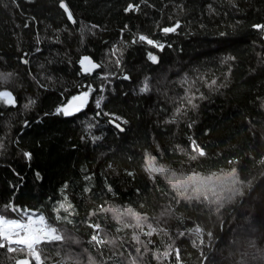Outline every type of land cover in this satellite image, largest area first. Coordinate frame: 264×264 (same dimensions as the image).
I'll use <instances>...</instances> for the list:
<instances>
[{
	"label": "trees",
	"instance_id": "trees-1",
	"mask_svg": "<svg viewBox=\"0 0 264 264\" xmlns=\"http://www.w3.org/2000/svg\"><path fill=\"white\" fill-rule=\"evenodd\" d=\"M65 2L76 23L59 0H0V72L13 74L0 90L16 99L15 106L0 101V214H16L5 210L12 203L67 231V242L39 246L44 264H177L176 248L181 264H202L201 253L208 257L203 264H264V32L253 28L264 24V0H135L140 10L129 13L123 9L133 0ZM177 22L176 32L163 33ZM139 35L164 44L163 50L133 44ZM149 52L159 63L148 60ZM83 55L101 67L84 74ZM146 78L149 91L140 93ZM88 85L95 91L82 110L56 114ZM185 95H195L198 107ZM29 100L35 104L25 109ZM113 116L127 121L123 132L109 123ZM190 137L204 157L192 151ZM146 154L166 172L223 182L173 187L147 170ZM64 196L72 208L59 215L71 224L57 220ZM109 204L149 219L142 229L125 228L100 211ZM89 223H99L101 238L115 243H89ZM149 224L156 228L151 237L142 234ZM134 234L152 241L147 252ZM169 245L170 257L157 260L153 253ZM11 255L20 254L0 249V264H14Z\"/></svg>",
	"mask_w": 264,
	"mask_h": 264
},
{
	"label": "snow or ice",
	"instance_id": "snow-or-ice-1",
	"mask_svg": "<svg viewBox=\"0 0 264 264\" xmlns=\"http://www.w3.org/2000/svg\"><path fill=\"white\" fill-rule=\"evenodd\" d=\"M143 2V0H142ZM59 7L63 9V11L67 14V19L71 21L72 23H76V21L73 18V14L68 8V5L66 4L65 0H59ZM140 10V4L135 3V0L133 2L127 3V6L123 9L125 13L129 12H138ZM27 26V25H26ZM96 25H92V28H96ZM128 26L125 25V28ZM180 27L179 22H177L174 26L170 27H163L162 31L165 34L168 33H174L176 30ZM253 28H255L257 31L264 32V24H255L253 25ZM223 35V33H222ZM137 40L140 42H146L148 45L158 48L160 50H163L164 44L159 43L157 41H154L153 39L148 38L145 35H139L138 38L133 39L132 43H137ZM36 51H40L39 48L36 49ZM112 54L115 55L119 50L117 48H113ZM28 53H24V57H27ZM225 61L232 60L234 57L227 56L224 58ZM148 60H150L153 64L159 63L158 57L151 52L148 53ZM21 62L24 64H28L29 60L26 58H22ZM79 64L81 66V71L85 74H91L93 70L98 69L101 67V64L93 62V60L88 56H83L79 60ZM117 66L120 65V59H116ZM12 73H2L0 72V82H7L9 81L10 77L12 76ZM102 80H108V75L104 74L100 77ZM123 79L128 80L130 79V76L125 74ZM213 85L216 84V81L213 80L211 82ZM95 91V89L91 86H87L86 91H82L79 95H75L71 98L70 101L64 106H61L56 109V114H63L65 116L72 114V109H75L76 112H79L87 103L89 100L90 95ZM100 91L103 92L104 88L101 86ZM149 91V85L147 82V78L143 82V86L139 88L140 93H146ZM187 101V104L190 105L193 109L197 108L198 105L194 103L193 101L197 99L195 95L188 96L185 95L183 98ZM199 99H204L203 95L199 97ZM104 100L103 96H100V98L96 101V107L100 108L101 102ZM0 101H2L6 105L15 106L16 99L13 96L11 91L8 90H0ZM33 104H35V100H29L28 103L24 105L25 109L30 108ZM183 106V105H182ZM181 106V107H182ZM181 107L176 108V112H181ZM101 113H97V115H100ZM103 115H110L107 112H104ZM116 121H120V123H116ZM172 122V121H169ZM27 124V121L25 122ZM109 123L114 124V126L120 131L123 132L125 129L121 126L123 123H127V121L122 120L119 116H113L111 120H109ZM93 127V125L89 124L87 125V128L90 130ZM191 127V125H189ZM93 142H96L101 139L100 136H92L91 137ZM191 140V148L193 152H198L200 157H204L206 155V152L204 151L203 147H201L197 141L193 138H189ZM4 147L3 143H0V149ZM180 151L183 152L184 148H180ZM23 156L27 159H31V153L30 152H23ZM195 159V157H193ZM146 165L147 170L152 173H157L160 175L166 176L168 179V182L173 185V187H177L180 184H184L188 181H192L194 183H198L202 188H207L208 185L213 182L214 180L217 182H223L221 178L218 177H201L193 174L191 177L188 176H178L175 171L166 172L164 168L162 167H156L155 166V157L147 155L146 154ZM18 175V174H17ZM37 178L39 179V173H36ZM131 175V173H129ZM88 179V177H86ZM226 179V178H225ZM67 185H65V188ZM63 192L64 190L61 189ZM85 192L90 191L89 188L84 189ZM108 192H112L113 189L111 186H108L107 188ZM72 208L71 203L68 200L67 196H64V201L59 204V207L55 209L57 213V220H66L67 223L71 224L72 221L68 219V217H61L59 215L60 209H63L65 212H68L69 209ZM5 210L11 211L14 213H17L19 218H6L3 214H0V249H6V252L9 254H20L19 257L16 255L9 256V259L14 262V264H44V260L42 259V252L43 249L39 246L42 244H49L52 242H67L68 240L72 239V237L69 236L66 230L61 232V230H58L57 227L49 224L46 221V218L43 214H37L34 210L29 209H20L16 206H14L12 203H9L5 206ZM100 211L103 213L111 212L115 220L123 224L125 228L128 227H134L136 229H142L144 227V222L147 221L149 218L146 215H141L134 211L131 207L125 206L123 209L120 206H114L112 204H109L107 207L101 206ZM71 214V213H69ZM90 217L93 215H96L95 212H92L89 214ZM125 217H131L135 224H129L125 222ZM88 226L93 229V235L90 238L89 243H95L96 245H102L105 242L106 243H115V241H109L106 238V235H104L103 238H101V225L99 223H89ZM151 230L143 232L142 234L147 237H151L154 233H156V228L153 227L151 224L148 226ZM119 231V229H118ZM197 232L200 231L199 228L196 229ZM180 237H184L185 233L184 231L180 232ZM132 239L137 242L140 245H143V250L147 252L148 245L152 243L151 240H148L147 243L141 239L140 235L134 234L132 236ZM195 243V242H193ZM201 245L203 246V239H201ZM172 246L169 245V249L167 251H163L162 253H153L155 258L157 260H160L161 256H163L164 259H167L172 254ZM136 253L139 254L141 252V247H138L135 249ZM203 256L204 261L208 260L207 256H204L203 253H201ZM175 258L177 264H181V258H180V250L178 248L175 249ZM78 264V262H77ZM131 264H135V260L131 261Z\"/></svg>",
	"mask_w": 264,
	"mask_h": 264
},
{
	"label": "water",
	"instance_id": "water-1",
	"mask_svg": "<svg viewBox=\"0 0 264 264\" xmlns=\"http://www.w3.org/2000/svg\"><path fill=\"white\" fill-rule=\"evenodd\" d=\"M83 56H88V55H83ZM83 56H81L80 59H81ZM88 57H90V56H88ZM90 58H91V57H90ZM80 59H79V60H80ZM91 59H92V58H91ZM92 60H93V59H92ZM93 62H95V61L93 60ZM95 63H97V62H95ZM78 64H79V63H78ZM79 67H80V69H81L80 64H79ZM96 70H97V69L93 70V72H95ZM84 74H85V73H84ZM70 100H71V99H70ZM70 100H69V101H70ZM67 103H68V102H67ZM67 103H66V104H67ZM66 104H65V105H66ZM85 106H86V105H85ZM85 106H84V107H85ZM84 107H83V108H84ZM83 108H82V109H83ZM82 109H81V110H82ZM74 113H76V111H75V109H72V114H74ZM72 114H71V115H72ZM203 263H204V260H203L202 264H203Z\"/></svg>",
	"mask_w": 264,
	"mask_h": 264
},
{
	"label": "built area",
	"instance_id": "built-area-1",
	"mask_svg": "<svg viewBox=\"0 0 264 264\" xmlns=\"http://www.w3.org/2000/svg\"><path fill=\"white\" fill-rule=\"evenodd\" d=\"M37 214H42V213H37ZM6 217V216H5ZM6 218H19V216H18V214L16 213V214H14L13 216H11V217H6ZM47 221V220H46Z\"/></svg>",
	"mask_w": 264,
	"mask_h": 264
}]
</instances>
